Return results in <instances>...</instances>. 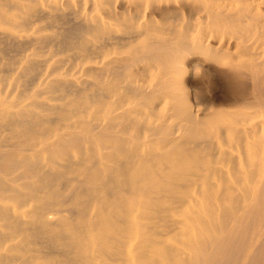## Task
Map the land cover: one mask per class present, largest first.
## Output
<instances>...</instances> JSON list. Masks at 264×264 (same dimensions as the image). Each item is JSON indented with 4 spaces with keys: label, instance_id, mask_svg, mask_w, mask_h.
Here are the masks:
<instances>
[{
    "label": "bare ground",
    "instance_id": "bare-ground-1",
    "mask_svg": "<svg viewBox=\"0 0 264 264\" xmlns=\"http://www.w3.org/2000/svg\"><path fill=\"white\" fill-rule=\"evenodd\" d=\"M0 264H264V0H0Z\"/></svg>",
    "mask_w": 264,
    "mask_h": 264
},
{
    "label": "rangeland",
    "instance_id": "rangeland-1",
    "mask_svg": "<svg viewBox=\"0 0 264 264\" xmlns=\"http://www.w3.org/2000/svg\"><path fill=\"white\" fill-rule=\"evenodd\" d=\"M229 51H230L231 54H236L237 53V50H235V49H230ZM242 107H243L242 109L245 110V111H254V110L258 109L257 107H248V106H246V104L243 105ZM256 122H258V120L254 119V120L250 121L249 123H244L243 125L249 127L251 125H254ZM243 125L240 124L239 126L241 127Z\"/></svg>",
    "mask_w": 264,
    "mask_h": 264
}]
</instances>
